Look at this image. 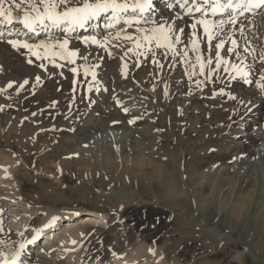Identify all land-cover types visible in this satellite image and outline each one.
Returning a JSON list of instances; mask_svg holds the SVG:
<instances>
[{
  "label": "bare ground",
  "instance_id": "bare-ground-1",
  "mask_svg": "<svg viewBox=\"0 0 264 264\" xmlns=\"http://www.w3.org/2000/svg\"><path fill=\"white\" fill-rule=\"evenodd\" d=\"M127 2L132 5L136 0H127ZM227 2L228 0H220L222 5ZM232 2L235 5L241 0H232ZM151 5L152 7L143 16L138 14V10L137 13H133L130 7L127 13L121 14L123 19L113 28L105 27L111 22L109 13L92 21L91 26L86 25L84 29H76L67 36L63 33V26H37L35 33H29L18 21L7 29H0L5 31V36L0 37V68H4L5 71H8L7 65L11 63L7 59V51L13 53L20 50L8 44V39H18L28 43L38 42L48 46L51 51V45L56 41L68 39V47L78 50L79 53L73 58L75 61L73 67L64 68L62 71L49 70L48 74L53 79L44 82V86L42 82L45 76L41 77L37 84L32 81L33 86L38 87L36 92L39 94L43 89L53 93L55 91L53 89L59 87L64 94L73 95H71L72 100L64 102L67 104H65L66 108L64 107L66 113L61 111V114L64 113L62 117L66 121L71 120V124L60 125L57 119L51 126L52 129L35 131L34 120L16 119L11 127L6 129V135L3 137L7 141L8 135L9 139H17L23 151L31 147L34 140L32 142L27 140L22 144L21 137L30 135L37 138L36 141L43 136L55 137L54 141H56L62 136L67 139L65 143L53 149L54 154L52 151L51 155H49L50 152H45L44 158L60 159V163L64 165L65 172L70 177L75 173L80 176L79 171L82 167H90L92 172L101 170L106 175L114 172L122 177L134 176L139 179L138 176L144 174L146 190L149 192L152 186L155 187L154 194L151 196L153 201L144 199L131 188H125L126 186H123V190H127L131 200L120 194L121 191L115 192L113 189L105 188L109 195L103 192V196L99 198L106 199L112 213L94 210H87L84 214L62 213L60 209L53 207L42 210L40 206L31 205L27 201L28 195L21 194L16 175L24 171L28 166L27 162L18 156L14 147L2 148L0 149V264L5 259L12 264L14 258L15 264H20L22 259L32 264H91L96 252L100 254V257L94 264H177L176 258L168 262L163 247L157 245L158 239L167 234L166 221L144 227L139 219H126L125 216L129 212L146 213L150 210V205L154 206V202L166 204L175 198H186L190 190L195 188L193 195L195 210L205 214L208 209L212 216L209 219L217 218L232 200L230 195L235 187L232 183L229 184L231 187L224 185L226 180L220 186L222 171L236 172L241 164L249 163L254 158H262L264 161V145L258 155L250 149L256 146L260 148L261 130L253 134L247 132L245 135L235 131L230 139L225 141L227 144L217 140L222 139V136L231 130L250 129L251 126L257 125L256 120L260 121V124L258 123L260 128L264 127V117L262 114L257 115L259 110L264 111V90H262L264 80H261V76H264V14L257 17L264 11V5L254 7L251 14L245 13V7L223 8L222 11L213 14L211 0L208 4L202 5L203 11L208 13V20L216 23L218 26L216 30H221V39L225 45L220 50L223 63L220 69L212 72L211 76L207 75L209 68L207 64L205 74H200L196 55L201 56L205 61L212 59L213 63L210 67L215 68V48L210 50L202 29L198 27L196 32L200 42L197 45L198 51L193 54L191 50L193 17L186 15L185 10L180 8L176 0H151ZM191 6L189 3L186 7ZM202 14L203 12L195 13V17L199 18ZM232 17L236 19L235 24L228 22ZM124 19H138L139 23H133L129 27L124 23ZM221 21L223 23H220ZM158 24H165L166 31L169 27L184 29L182 39L189 45L187 58L179 56L173 59L172 53H168L165 57L164 50L157 49L154 45H144L137 49L133 43L123 39L120 40L118 47H114L116 41L110 39L107 50L91 42L87 45L83 43L84 38L91 36L97 37L103 43L101 39L103 36L109 34L114 36L116 32H121L122 36L126 32L139 39L144 30H149ZM137 29L141 31L138 32ZM9 30L13 33L10 37L7 35ZM233 40L235 44L232 43ZM216 42L213 41V44ZM149 47H152V51L148 50ZM177 47L182 48L183 45ZM229 48L233 51L229 52ZM119 50L123 51V54H119ZM109 51L111 55L108 54ZM153 55L163 64L162 69L152 62ZM83 56H87V59L81 58ZM189 62L195 66V71L189 67ZM137 63L140 64L139 67L136 66ZM128 65H131L132 69H129ZM72 69L76 71L73 72ZM225 69L227 74L223 75ZM67 72H70L69 77ZM12 74L11 78L14 81L26 75L21 65L14 67ZM64 76H67L66 82L60 84ZM74 77L78 78V83H74ZM165 84L168 86L167 96L164 94ZM185 86L186 90H184ZM233 90H238L240 96L233 94ZM245 91H250L257 96L255 110H250L251 100ZM5 93L8 94L10 91ZM1 95L5 94L1 93ZM183 96L187 100H182ZM197 96H201L204 101L195 104L192 98ZM6 99L8 100V97ZM181 101L182 103L185 101V105L178 114L177 105ZM205 104H208V108L204 106ZM118 106H124V108L117 109ZM192 106L193 109H191ZM132 109L137 110L135 116L121 124L119 122L121 117ZM56 111L59 113L58 108ZM81 111L92 113L93 117L85 123L91 121L96 126H102L101 123H105L107 128L112 130L119 129L120 125L122 127L132 125L131 133H137L142 137V141L130 140L128 145L119 141L118 146L121 151L118 154L114 153L115 159L112 158L115 161L98 160L86 149L74 148L78 137L74 135L81 128L76 127L72 118ZM172 111L176 113L173 114V123L178 131V142L174 146H169V141L163 137L165 131L162 121L164 118L170 119ZM93 114H98V117L103 120H99ZM155 115L158 117L156 121ZM253 116L257 118L250 120ZM35 122L38 121L35 120ZM142 124H146L148 128L145 129L148 130L135 128ZM155 125L161 128V140L157 138L158 131L154 130L157 127ZM170 126L174 132L171 123ZM4 130L0 124V135L4 134ZM86 140L83 139L80 145ZM209 141L211 142L208 143ZM154 147H160L163 153H157L156 156L153 152ZM129 150L130 152L140 151L143 155L140 158H134L127 154ZM192 152H194L192 157L193 159L195 157V161L192 162L189 159L184 171L180 163L181 153L187 156ZM100 158H103V155ZM129 160H131L130 164L124 165ZM35 170L39 173L45 171ZM94 181L96 183V179ZM253 196L254 192H249L243 197L239 196L232 201L230 208L226 209L240 218L252 204ZM215 199L218 202V210L212 208ZM129 207H133L130 208L132 210H127ZM138 207L141 209H137ZM208 221H211L210 224L213 223L212 220ZM87 228L97 231L94 235H89L86 232Z\"/></svg>",
  "mask_w": 264,
  "mask_h": 264
},
{
  "label": "rangeland",
  "instance_id": "rangeland-1",
  "mask_svg": "<svg viewBox=\"0 0 264 264\" xmlns=\"http://www.w3.org/2000/svg\"><path fill=\"white\" fill-rule=\"evenodd\" d=\"M263 14L264 11L260 12L257 17ZM29 44L35 45L39 43L36 42ZM34 51L37 52L41 58L38 59L36 55H33L32 52L24 48H20L19 51L13 53L7 51V59L9 62L11 61V63L7 65L8 71H5L2 67L0 68V124L2 128L5 129L4 134L0 135V149H10V146H12L18 156L27 162L28 166L25 167L24 171H20L16 175L18 184L21 187V194L28 195L27 201L31 205L40 206L42 210L52 207L58 208L62 213L76 212L84 214L87 210L112 213L113 211L108 207L106 199L99 198V196H103V192H108L105 188L113 189L115 192L116 190L121 191L120 194L125 195L126 198H128L129 193L127 190H123L126 186L125 188H131L132 191L137 192L144 199L153 201L151 196L154 194L155 187L152 186L151 191L149 192L146 190V175L144 174H140L138 176L140 178L137 179V177L134 176L122 177L114 172H110V174L107 175L101 170H95L92 172L90 167H82L79 171L81 178L76 173L71 177L67 175L64 165L59 161L60 159L44 158L45 152H50L49 155H51L52 151V154H54L55 152H53V149L60 147L65 143L64 141L67 139L63 138L61 135L59 140L57 139L56 141H54L55 137L47 138L46 136H43L40 137L38 141H36L37 138L33 136L31 137L30 135L21 137L23 138V140H21L22 144L27 140H29V142L34 140V144L28 149H23V151L17 143V139H9L8 135V142L6 138L3 137L6 135V129H9L13 121L16 119H20V121H27V119L34 120L33 127L35 131L52 129L51 126L57 121V119L60 125H70L72 122L71 120L66 121L62 115L66 113L65 108L67 104L64 102L73 98V95L71 94L72 96H68V94H64L63 90L59 87L53 89L55 90L53 93H51L50 90L43 89L39 94V92H36L38 87L36 85H34V87L32 81L37 84L36 77L39 76L41 78L45 76V79L42 82V86H44V82L53 79L52 76L48 74L49 70L62 71L64 68L73 67L75 62L73 63L71 61H73V58L75 57L61 59L57 54V58L53 59V50L51 51L49 48L48 51H45L44 48L34 49ZM119 54H123V51L119 50ZM127 58H129V56H127ZM29 61H31V63H29ZM20 65L26 75L25 77L17 79L18 81H14V79L11 78L13 75L12 70L14 67ZM41 65H43V67H41ZM128 68L132 69V66L128 65ZM67 74L69 77L70 72H67ZM224 74H227V71H223V75ZM67 76H64L60 84L66 82ZM25 80H27L28 83L21 88L20 85L23 84ZM77 80L78 78L74 77V83H78ZM10 82L13 85L12 88H8ZM186 88L187 87L185 86L184 90H186ZM6 91H10V93L7 94L5 93ZM232 92L237 97L240 96L238 90H233ZM1 93L5 95L2 96ZM245 93L249 94L251 100L252 105L250 110H255V99L257 96L250 91H245ZM254 93L256 94V91H254ZM78 96H80V94ZM6 97H8V100ZM182 98V100H187L184 96ZM9 99L11 100L9 101ZM193 100L195 104L204 101L201 96L194 97L192 98V101ZM15 101L17 102L15 103ZM184 105L185 101L184 103L181 101L177 105L178 114ZM204 106L208 108V104H205ZM57 108L59 109V113L56 111ZM123 108L124 106L117 107V109ZM75 109L77 108L75 107ZM191 109H193V106ZM62 110L64 113L62 112L61 114ZM138 110L141 111L143 109ZM136 113L137 110L132 109L131 111H128L127 114H124L121 117L119 122L123 124L130 120V118H133ZM173 114L176 113L172 111L170 113L172 117L170 116V119L164 118L162 121L163 129L165 131L163 137L169 141L171 144H169V146H174L178 142V131L176 125L173 123ZM260 114L264 117V111L259 110L257 115ZM91 115L92 113L90 112L81 111L73 116L72 120L76 124V127L81 128V130H77V134L74 135L76 137L78 135L74 148L79 150H81L80 148L86 149L89 154L91 153L92 157H95L98 160L101 159L103 161L113 162L115 161V154H118L121 151L118 146L119 141L125 142L127 145L131 141H142V137L137 133H131L133 132L131 131L132 125L129 127L128 125L126 127L120 125L119 129L112 130L107 128L105 123H101L102 126L93 125L91 121V123L89 122L90 124L85 123L90 117H93ZM93 115L99 120H103L101 117H98V114ZM157 118L158 117L155 115V121ZM256 118L253 116L250 117V120ZM35 120L38 122H35ZM170 123L172 124V127H174L175 134L171 129ZM258 123L260 124V121L256 120L257 125L251 126L248 130L242 128L231 130L228 134L223 135L222 139L220 138L217 140L218 142L222 141V144H227L225 141L230 139V136L233 135L235 131L245 135L247 132L253 134L256 131L258 132L261 130L262 137L260 148H258V146L250 148L255 151L256 155H258V152L264 145V127L260 128ZM155 126L157 127H155L154 130L158 131L156 133L157 138H160L159 140H161V128L159 125ZM135 128L145 129L148 127L146 124H142ZM182 129L184 130L185 128ZM83 139L87 140L80 145V142ZM210 142L211 141L208 143ZM216 143L217 142H215V145H217ZM126 144L125 146H127ZM153 152L156 153V156L157 153H163L160 147H154ZM109 153L111 154L109 155ZM127 154L134 158H140L143 155L140 151L130 152V150ZM102 155L103 158H100ZM193 155L194 152L190 153V155L187 154V156L181 153L182 159L180 163L184 171L189 159L192 162L193 160L195 161V157L194 159L192 157ZM254 159L249 163L241 164L240 169L236 172L222 171L220 174V186H222L221 184L224 180H226V182L228 181V184L224 181V185L227 186L232 183L235 186L231 194L232 196L230 195V199L232 200H230L228 206L218 214L219 218L222 217L220 219L218 217L209 219L212 216L208 209L205 214H201L195 210L193 204L195 188L190 190V194H188L186 198H175V200H172L174 202L171 201L166 203L168 206L165 203L154 202V206L150 205V210L152 211L149 210L146 213L141 211L129 212L125 218L139 219L144 227L149 225L153 226L159 224V222L162 223L163 221H166V226L168 227L167 234L165 237L158 239L157 245L158 247H163L168 262H171V260H173L172 258H176L177 264H264V161H262V158ZM130 162L131 160L125 162L124 165L130 164ZM35 169H42L45 171L39 173ZM95 179L96 183L94 181ZM230 185L229 187H231ZM96 186L101 188L98 189ZM249 192H254L253 202L248 210L242 213V218L235 217L233 214L229 213L230 210L227 209L232 205V201H234L235 198H239V196L243 197V195ZM146 194H149L150 196ZM216 199L212 208L218 210V202ZM129 200H131L130 197ZM260 203L261 205L259 206ZM134 204L135 203L133 202V205ZM130 208L133 207H129L127 210H132ZM137 209L141 208L138 207ZM207 219L212 220L213 223L210 224L211 221H208ZM96 231L97 230L93 228L86 229V232L89 235H94ZM99 257L100 254L96 252L91 264L97 262ZM20 264L32 263L22 259Z\"/></svg>",
  "mask_w": 264,
  "mask_h": 264
},
{
  "label": "snow or ice",
  "instance_id": "snow-or-ice-1",
  "mask_svg": "<svg viewBox=\"0 0 264 264\" xmlns=\"http://www.w3.org/2000/svg\"><path fill=\"white\" fill-rule=\"evenodd\" d=\"M209 2L210 0H176V3L179 4L180 8L185 10V14L193 17L194 22L191 25L194 30L192 34L193 38L191 39V50L193 54L198 51L197 45L200 42L199 35L196 32L198 27L202 29L210 50L211 48H215V68L210 67L213 63L212 59H207L205 61L201 56L196 55L200 74H205V65L207 64L209 66L207 75L211 76L212 72L220 69L221 64L223 63L220 50L224 48L225 45L224 41L221 39V30H216L218 26L214 21L208 20V13L202 9V5H206ZM189 3H191L192 6L186 7ZM211 3L213 4L212 13L215 14L222 11L223 8L235 9L245 7L247 9L257 7L259 5H264V0H241L240 3L235 5L232 0H228L227 4L224 5L220 3V0H211ZM130 7L133 13H137L138 10V14L143 16V14L152 7L151 0H136L135 4L132 5H130L127 0H0V29H7L8 26L18 21L29 33H35L37 26H63V33L67 36L68 33L76 29H84L86 25L91 26L92 21L97 20L101 15L109 13V20L111 22L108 25H105V27L113 28L118 21L123 19L121 14L127 13ZM202 12L203 14L199 18L195 17V13ZM228 22L235 24V17L230 18ZM124 23L131 27L133 23L138 24L139 20L124 19ZM220 23H223V21ZM165 29V24H158L149 30H144L143 35L139 39L126 32L123 36L121 35V32H116L114 36H111V34L103 36L101 38L103 43H101L95 36L84 38L83 43L87 45L91 42V44L107 50V44L110 39L116 41L113 45L114 47H118L120 40L123 39L133 43L137 49L142 48L144 45H154L155 48L164 50L165 57H167L168 53H172L173 59H176L179 56L187 58L189 54V45L182 39L184 29L180 27L175 29L169 27L167 31ZM137 31L140 32L141 30L137 29ZM7 35L10 37L13 33L9 30ZM4 36L5 31L0 30V37ZM213 41L217 42L213 44ZM7 43L14 49L24 48L29 50L33 55H36L38 59L41 57L34 51V49L44 48L45 51H48V46H45L44 44L34 45L18 39H8ZM232 43L235 44L236 42L233 40ZM68 45V39L59 40L56 41L55 44H52L53 59L57 58V54L61 59L66 57H76L79 55L78 50H72ZM178 45H183V47H177ZM148 50L152 51V47H149ZM128 51H131V49H128ZM228 51L232 52L233 49L229 48ZM108 54L111 55V52L109 51ZM81 58L86 60L87 56ZM71 62L74 63L75 61L73 60ZM152 62L157 67L161 69L163 68V64L155 59V55H153ZM29 63H31V61H29ZM136 66L139 67L140 64L137 63ZM41 67H43V65H41ZM189 67H192L195 71V66L191 62H189ZM72 71L75 72L76 69H72ZM225 71H227V69H225ZM36 80L39 82L40 77L37 76ZM261 80H264V76H261ZM27 83L28 81L25 80L20 87L23 88ZM12 87L13 85L10 82L8 88ZM262 90H264V86H262ZM164 94L165 96L168 95L167 84H165ZM125 111H127V109H125ZM113 255H115V253H113ZM2 264H9V262L5 259ZM12 264H15V258L13 259Z\"/></svg>",
  "mask_w": 264,
  "mask_h": 264
}]
</instances>
